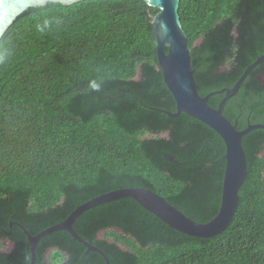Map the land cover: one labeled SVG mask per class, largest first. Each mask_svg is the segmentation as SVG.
Returning <instances> with one entry per match:
<instances>
[{"label":"trees","instance_id":"obj_1","mask_svg":"<svg viewBox=\"0 0 264 264\" xmlns=\"http://www.w3.org/2000/svg\"><path fill=\"white\" fill-rule=\"evenodd\" d=\"M157 13L143 0L50 2L26 9L2 37L0 241L13 248L0 264H30L24 230L36 236L121 188L150 190L199 224L217 216L225 144L198 120L168 115L176 105L158 66ZM178 15L201 97L232 88L264 54V0H181ZM223 115L240 131L264 125V61ZM242 145L247 176L218 236L175 231L132 198L90 208L73 229L109 264H264V130ZM35 264L106 262L58 231L38 242Z\"/></svg>","mask_w":264,"mask_h":264},{"label":"water","instance_id":"obj_2","mask_svg":"<svg viewBox=\"0 0 264 264\" xmlns=\"http://www.w3.org/2000/svg\"><path fill=\"white\" fill-rule=\"evenodd\" d=\"M81 1L84 0H29L22 5L17 4L15 11L4 15V18L0 19V41L17 16L28 8L44 6L50 2L68 6ZM143 1L158 10L152 21L157 61L164 83L176 105V112L168 113V115L176 118L180 114H185L192 119L198 120L216 132L225 144L226 153L224 159L226 163L219 212L211 222L199 224L186 217L162 197L150 190L121 188L79 206L66 220L40 232L36 236H31L24 230L31 251L30 264H35L38 242L47 235L58 231L68 232L73 239L81 243L88 251L99 253L106 264H109L108 259L101 250L84 241L75 232L73 223L90 208L121 198H132L171 229L194 238L206 239L218 236L231 225L234 219L239 204L238 192L247 176V161L242 140L244 136L254 130H264V125L248 124L246 129L237 130V122L232 124L224 117L223 111L226 102L239 91L250 72L264 61V54L245 70L232 88H226L201 97L197 91L194 78L188 39L181 27V20L178 15V7L181 0ZM217 94H225V96L218 108H212L208 105V101L210 97Z\"/></svg>","mask_w":264,"mask_h":264},{"label":"bare ground","instance_id":"obj_3","mask_svg":"<svg viewBox=\"0 0 264 264\" xmlns=\"http://www.w3.org/2000/svg\"><path fill=\"white\" fill-rule=\"evenodd\" d=\"M29 0H2L0 2V19L4 18V15H8L10 12L15 11L16 5H22L23 3L28 2Z\"/></svg>","mask_w":264,"mask_h":264},{"label":"rangeland","instance_id":"obj_4","mask_svg":"<svg viewBox=\"0 0 264 264\" xmlns=\"http://www.w3.org/2000/svg\"><path fill=\"white\" fill-rule=\"evenodd\" d=\"M107 232H101L99 234V237L101 239H107L108 241H113L112 238L106 234ZM13 245L6 241V240H2L0 241V252H9L10 250H12ZM51 253V250L47 253V256H49Z\"/></svg>","mask_w":264,"mask_h":264},{"label":"clouds","instance_id":"obj_5","mask_svg":"<svg viewBox=\"0 0 264 264\" xmlns=\"http://www.w3.org/2000/svg\"><path fill=\"white\" fill-rule=\"evenodd\" d=\"M93 87H96L95 85H93Z\"/></svg>","mask_w":264,"mask_h":264}]
</instances>
